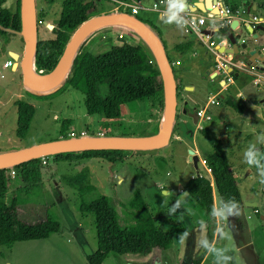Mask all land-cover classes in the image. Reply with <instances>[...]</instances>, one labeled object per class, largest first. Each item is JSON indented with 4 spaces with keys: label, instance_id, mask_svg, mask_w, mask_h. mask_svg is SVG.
Here are the masks:
<instances>
[{
    "label": "rangeland",
    "instance_id": "rangeland-1",
    "mask_svg": "<svg viewBox=\"0 0 264 264\" xmlns=\"http://www.w3.org/2000/svg\"><path fill=\"white\" fill-rule=\"evenodd\" d=\"M16 1L6 0L3 7L12 11ZM88 1H95L98 4V12L108 10L114 4L108 0H81ZM138 1L147 8L157 2ZM63 2L64 0H34L36 13L42 11V18L46 23L40 22L36 25L35 40L56 37L54 27ZM134 16L143 20L149 18L161 32V24L151 11H140ZM125 30L127 29L111 25L101 27L88 36L82 45L87 43V50L98 54L112 43V38L124 34ZM4 32L0 34V155L33 144L60 139V125L63 122H69L67 131L72 129L76 135L81 129L90 134L137 137L150 136L157 132L160 109L151 104V99L124 105L119 118L107 123L97 115L86 114L84 97L77 90L64 88L52 95L50 93L53 91L36 94L25 90L19 66L17 68L14 66L12 71L11 68L2 67L5 60L15 63L9 51L17 53L18 58H21L24 49L22 37L14 32ZM243 37L248 41L247 37ZM173 69L176 72V79L181 80V83L185 81L193 85L192 90L185 86L178 87L176 112L181 100L190 110L202 108L209 93L208 81L200 79L196 74L198 72L191 70L190 67L180 73V68L173 66ZM26 91L33 95L27 94ZM160 99L162 101V96ZM17 100L29 104L33 109L28 130L21 139L14 135L16 123L14 102ZM223 101L219 102V106H209L207 111L211 120L200 122L199 125L209 129L211 131L209 135L216 139L226 134L228 143L238 144L250 156L251 166L248 164L252 169L250 176L240 167L244 165L243 162L236 161L232 168L239 197L244 205L243 218L237 213L240 212L239 209H233L228 211L230 219L227 211L219 207V198L216 196L219 222L216 232L212 234L213 224L206 211L197 207L189 197L178 192L179 184L188 181L189 175L194 174L196 170L180 156H187V151L182 144L172 140L173 138L165 146L154 150H124L126 153L123 160L114 164L98 159L55 163L43 159L38 175L40 183L31 193L28 192L27 196L20 193L22 195L20 197H27V200L18 205L17 216L24 223H35L49 215L58 222V232L51 234L50 241L45 238L33 245L25 241L0 246V264H5V261L10 264H87L86 255L96 250L94 218L90 213L79 211L76 190L68 183L85 168L88 171L89 182L95 188L94 193L85 195L87 201H91L97 194L109 199L117 213L119 224L124 227L129 222L124 206L132 192L138 190L153 216L155 227L172 234V243L167 249H155L143 256L109 253L102 264H187L191 260H197L199 264H227L230 261L233 264H264L262 192L264 161L260 162V155L256 153L262 135L248 131L252 125L250 113L240 116L241 114L224 106ZM255 113L259 116L264 115V107L257 108ZM191 126L196 128L194 124ZM254 129L256 131L257 128ZM195 130L193 142L200 157L209 154L211 148L206 138L200 130L197 128ZM242 130L248 131L250 137L239 139V135L237 139L232 137ZM242 135L245 136L244 133ZM252 164L256 166L251 168ZM13 174L11 173L12 176ZM119 178L122 180L119 181ZM11 182L9 195L15 189L13 181ZM165 190L169 193H165ZM251 201L257 204L255 211L246 206L245 202ZM256 211L257 214L254 213ZM261 215L262 219L259 218ZM122 219L127 222H123Z\"/></svg>",
    "mask_w": 264,
    "mask_h": 264
},
{
    "label": "trees",
    "instance_id": "trees-1",
    "mask_svg": "<svg viewBox=\"0 0 264 264\" xmlns=\"http://www.w3.org/2000/svg\"><path fill=\"white\" fill-rule=\"evenodd\" d=\"M5 1L0 0V34L5 33L4 31L18 32L20 30L19 0L16 1L12 11L3 7ZM222 1L231 9L236 7L228 0ZM98 13V4L95 1L64 0L54 27L56 37L36 40L33 61L35 72H48L59 57L70 33L85 19ZM42 17V11H38L36 25L43 21ZM141 20L159 37L157 29L150 21ZM216 26L218 29L214 33V38L219 40L221 35L229 32V26L227 24ZM159 39L161 40L160 37ZM112 40V43H109L107 48L98 54L89 52L87 43L81 45L72 57L65 80L50 95L64 88L77 90L84 97L86 114L97 115L107 123L117 120L121 108L134 101L151 99V104L161 110V82L160 78L155 77V73L159 71L147 43L131 30H125L124 34L116 35ZM162 45L168 61L172 63L176 59L169 54L163 42ZM193 46L194 41L188 40L177 44L174 50L181 55L192 51ZM173 74L175 78L174 69ZM175 81L176 90H178L179 86L182 87V83L176 78ZM26 93L33 95L27 91ZM222 103L236 113H242L243 106L240 101L228 97ZM14 105L16 107L14 135L21 139L28 130L33 109L29 104L20 100L15 101ZM68 125L69 122L61 123V138H67ZM200 131L211 148L203 161L211 174L220 207L225 211L239 209L242 202L220 141L210 137L206 128ZM91 135H96V133H91ZM124 154L125 151L118 149H97L60 153L43 159L44 161L49 159L54 163L98 159L114 164L121 162ZM41 160L37 158L10 168L0 169V246H9L14 242L41 240L58 232V222L49 215L35 223H24L17 216L18 205L27 200V197H20L22 196L20 193L25 195L28 192L31 193L40 183L38 175ZM11 171L14 172L13 176ZM11 181L15 189L9 195ZM68 183L76 190L79 211L90 213L94 218L96 250L86 255L87 264H102L109 253L143 256L152 250H163L171 246L172 234L155 227L153 216L138 190L132 192L124 206L129 222L123 227L119 224L117 213L109 199L99 194L91 201L85 199V195L95 192L94 186L89 182L86 168L83 171L81 169ZM183 189L197 207L205 210L212 217L211 187L207 178L195 176L185 183ZM122 221L127 222L124 219ZM187 264H199V261L191 260ZM227 264H233V262L230 261Z\"/></svg>",
    "mask_w": 264,
    "mask_h": 264
},
{
    "label": "water",
    "instance_id": "water-1",
    "mask_svg": "<svg viewBox=\"0 0 264 264\" xmlns=\"http://www.w3.org/2000/svg\"><path fill=\"white\" fill-rule=\"evenodd\" d=\"M215 1V0H214ZM213 1V4H214ZM179 2L184 3L185 0H179L175 4L179 8ZM19 20L20 30L15 32L22 37L24 49L21 58L18 54L10 52V56L19 66L21 71L22 86L25 90L31 93H49L54 91L65 80L69 73L70 63L76 50L79 48L78 43L85 33L96 26H107L115 22H124L132 27L149 46L157 69L160 73V82L162 88V118L155 134L144 137L137 136H113V135H88L78 136L74 138H60L46 143H39L30 147L18 149L6 154L0 155V169L10 168L20 163L53 156L60 153H67L73 151L97 150V149H118V150H154L161 148L168 144L172 139V127L175 117L176 106V82L173 74V68L168 61L164 52L163 45L159 37L152 31V29L144 24V22L136 17L125 12H109L101 13L88 17L81 22L69 35L64 44L59 57L57 58L53 67L46 73L37 75L34 71V50H35V7L34 0H19ZM195 7L193 10H197ZM43 24H46L42 21ZM47 27H50L47 25ZM242 28L243 32L251 33L252 29L248 27ZM233 25L230 24L229 32L222 36L229 41V48H224L225 52L232 53L237 59L244 60V51L248 44L240 41L239 34H233ZM259 33L253 41V49L248 50V55H252L262 51L264 56V28L259 25ZM19 64L17 65V60ZM263 59V58H262ZM261 59V61H262ZM190 90V87H185ZM188 160L192 162L193 166L196 164V157L191 156L192 151L188 150ZM165 192V191H164Z\"/></svg>",
    "mask_w": 264,
    "mask_h": 264
},
{
    "label": "crops",
    "instance_id": "crops-1",
    "mask_svg": "<svg viewBox=\"0 0 264 264\" xmlns=\"http://www.w3.org/2000/svg\"><path fill=\"white\" fill-rule=\"evenodd\" d=\"M108 1H110L113 4V2L111 0H108ZM126 1H133V0H126ZM176 1H179V0H176ZM185 1L187 4L189 2H192L195 7H198V9L196 10L197 14L204 15V16H206V18H210V16H212L211 17L212 20H214L217 23L220 22L221 19L227 20L226 18H223L220 13L217 14V10L213 6L214 0H185ZM228 1L230 3L236 5L235 8H243V9H246L249 13H254L260 17H264V0H228ZM223 3H224V1H223ZM101 12L102 13H109V12H117V11H115L114 4H113V5H111V7L108 10H104V11L102 10ZM101 12H99V14H101ZM260 12H262V13H260ZM35 13H36V10H35ZM152 13H154V12H152ZM155 17H156L157 22H159L161 24V32H160V30H158L153 25L152 21L149 20V18H147L145 20L150 21L152 23V25L157 29L159 37L161 38L162 42L164 43L166 50L169 52V54L174 59H176L173 62L179 61V65L176 66L178 69L179 68L181 69L179 71V73L182 70L188 69V67H190L191 70L198 72L196 74L200 79H203V80L206 79V81H208V83L210 84L209 92L219 90L221 85H222V81L219 78V76L217 75V73L211 67L213 62H212V57L210 56V54L196 41V39L185 28H183L181 25L177 24L174 20H170V18H168V17L160 18L156 14H155ZM42 20H43V18H42ZM208 20L209 19H207V22L205 25L206 28L208 27V24H209ZM228 20H229V26H230V24L233 25V29L231 30L232 33L240 35L239 42L242 40L248 44V47L244 51V61L251 64V65L254 64V65L259 66V67H264V56H263L262 51L254 53L252 55H248V53H247L248 50L253 49L254 46H253V42H252L253 40L252 39H254V37L257 36V34L259 33V30L253 29L251 33H248V32L245 33L242 30H240L239 27L240 26L241 27H248L247 25H244L243 23L238 22L233 18H231V19L229 18ZM236 24H238L239 26L238 27L235 26ZM107 26H109V25H107ZM243 36L247 37L248 41L245 40ZM188 40L194 41V46H193L192 51H187V52L179 55L174 50V47L177 44L186 42ZM219 40L226 42V39L222 35L220 36ZM224 48L228 49L229 47H220L219 49L224 51L225 50ZM225 51H227V50H225ZM10 52L11 51H9V53ZM233 57L237 59V57L235 55H233ZM261 59H262V61H261ZM13 64H14L13 67H11V69H10L11 71L13 70L16 63H13ZM233 75L235 78L233 77ZM232 80H233V82L229 86L228 91L224 92V98L222 100H226V98H228V97L233 98L235 100H238V101H240V103L243 106V110H242V113L240 116L246 115L248 113H250L252 115V118L250 120L252 122V125L250 126L248 131L253 132V133L258 132L257 133L258 135H262V140H261L259 146L256 148V150H257L256 153H258L260 155L259 159H260V162H262V161H264V115H261V116L256 115L255 110H257V108H259V107H264V91L259 87L256 88V87L252 86L250 83L249 77L244 75V74L233 73L232 74ZM184 86L185 87L189 86L190 90H192V88H193L192 84H189L185 81L182 83V87H184ZM236 93H239L242 98L236 97V95H235ZM257 97H258V100H257ZM219 105L220 104H218L216 106H219ZM196 109H198V108H196ZM196 109L190 110L189 108H187L186 103H184L183 100H181L177 112H176V106H175V117H174L173 127H172V133H173V139L172 140L182 144L184 146L185 150L187 151V154H188V150H191L192 151L191 156L196 157V164H195V166H193L192 162H190L188 160L189 154L187 156L186 155L185 156L180 155L181 157H184L185 160L188 161L189 164L192 165L196 170L194 174L189 175L188 179H192V177H195L196 175H201V176H203L209 180L210 187H211L212 203H213L212 217L211 216H209V217L211 218V221L213 224V227H212L213 232L212 231L211 232H212V234H214L217 230L216 226L219 222V215H218L219 212H217L218 209L216 208V204H215L216 203L215 197L217 196V194L215 192V188L213 185L211 174H210L209 170L206 168L204 161H203L204 157L208 154L200 157L199 151L196 148L195 143L193 142V135L196 131L195 130L196 128L195 127L192 128L191 125H193V124L195 125V122H196V118L194 116V111ZM161 118H162V109L159 112L157 126H159V124L161 122ZM210 120H211V118H210ZM254 128H257L256 131H254L255 130ZM258 128H262V129H258ZM248 131L242 130L241 133L237 132V134H233L232 137L235 139L239 135L238 139L239 138H249L250 135L248 134ZM210 132L211 131L208 129V134H211ZM155 133H153V134H155ZM242 133H244L245 136H243ZM153 134H151V135H153ZM210 137H212V136H210ZM212 138H214V137H212ZM217 140L220 141L221 148L225 152V155L228 159V162L230 164V168H231L232 172H233L232 168L235 166L236 161H240V162L244 163V165H242L240 167L245 170L247 175L250 176L252 173V169H250V167L248 166V164L251 166V163L249 162L250 156H249V154H247L245 149H243L242 147H239L238 144L232 145L231 142L228 143L227 142L228 136L226 134H224L223 136H221L220 139H217ZM224 143L226 144V149L223 148ZM33 145H36V144H33ZM225 150H227V152ZM238 152H240V153H238ZM240 154H241V158H239ZM254 166H256V165L252 164L251 168H254ZM233 176H234V172H233ZM118 180L121 181L122 179L119 178ZM234 180H235V178H234ZM185 183L179 184L178 192L180 194H184L187 197H189L183 189V186L185 185ZM235 183H236V180H235ZM236 186H237V183H236ZM237 189H238V187H237ZM262 192H263V196H264V187L262 189ZM165 193H169L168 190H165ZM245 203H246L247 207L253 208L254 211L256 210V207H257L256 202L251 201V202H245ZM219 207H220V203H219ZM239 211L240 212H237L238 215L241 218H243L244 217L243 214L245 212L244 205H242L239 208ZM254 213L257 214L258 212L256 211ZM226 214L230 217V215L228 214V211L226 212ZM259 218L262 219L263 216L261 215ZM230 219H231V217H230ZM48 237L46 239H49V241H50L51 235H49ZM39 241L35 240V241H26V242L33 245L34 243H40ZM5 264H10V263L8 261H5Z\"/></svg>",
    "mask_w": 264,
    "mask_h": 264
},
{
    "label": "built area",
    "instance_id": "built-area-1",
    "mask_svg": "<svg viewBox=\"0 0 264 264\" xmlns=\"http://www.w3.org/2000/svg\"><path fill=\"white\" fill-rule=\"evenodd\" d=\"M114 3L115 11L125 12L129 15H136L140 11H151L154 12L160 18L168 17L170 18L173 13H176V18L172 19L177 24L185 28L196 41L210 54L212 57V69L217 73L222 81V85L217 91H210L206 96V102L202 108H199L195 112V116L199 122H204L210 120V115L208 113L209 106H216L224 98V92H227L229 86L232 84V74L241 73L249 77L250 83L256 88H261L264 91V67H259L254 64H249L244 60L236 59L229 52L220 50V47H229L230 43L228 40L226 42L217 40L214 38V33L217 31L218 26L227 24L229 26V18H233L244 25L250 26V28L258 29L259 25L264 28V17H260L257 14L249 13L243 8H233L226 6L222 0H215L213 6L217 10V14L220 13L223 18L220 22H215L206 16L197 14L196 10H193L195 6L192 2H189L183 10H179L178 7H172L176 0H157L153 3L151 7L147 8L141 5V3L136 1H126V0H111ZM209 19L208 27L206 28V22ZM235 26H239L236 24ZM175 65H179V61L174 62ZM13 62L11 60H6L2 63L3 68H11ZM156 78H160V73H155ZM236 97L242 98L239 93L235 94ZM243 100V99H242ZM198 129L201 128L197 124ZM68 138H74L78 136H88L91 135L87 133L86 130H79L78 135L74 134L72 129L69 130L67 134ZM98 135V134H97ZM99 135H102L99 133ZM44 158V157H43ZM42 159V163L44 162ZM209 170V169H208ZM10 173L13 174V171ZM197 177L201 175H196ZM193 178V177H192Z\"/></svg>",
    "mask_w": 264,
    "mask_h": 264
},
{
    "label": "bare ground",
    "instance_id": "bare-ground-1",
    "mask_svg": "<svg viewBox=\"0 0 264 264\" xmlns=\"http://www.w3.org/2000/svg\"><path fill=\"white\" fill-rule=\"evenodd\" d=\"M35 20H36V14H35ZM111 26H118V27H122V28H124V29H127V30H133L132 29V27H130L128 24H126V23H124V22H115V23H113V24H111ZM101 27H104L103 25H100V26H96V27H94V28H92L91 30H89L87 33H85L84 35H83V37L80 39V41H79V43H78V47H80L83 43H84V41L86 40V38L88 37V36H90L94 31H96V30H98L99 28H101ZM13 66V65H12ZM16 66V65H15ZM34 66V65H33ZM171 66H172V68H173V66H177V65H175L174 64V62H172L171 63ZM17 67V66H16ZM35 71V70H34ZM35 73H37V75H40V74H44V73H42V72H35ZM46 73V72H45ZM176 82V81H175ZM176 94H177V90H176ZM176 97H177V95H176ZM196 112V111H195ZM195 112H194V116H195ZM195 118H196V116H195ZM200 123V122H199ZM198 123V120H197V118H196V122H195V125H196V128H197V130H202L203 129V127L201 126V128L200 129H198V126H197V124H199ZM172 138H173V133H172ZM124 151V150H123ZM128 151V150H127ZM191 162V161H190Z\"/></svg>",
    "mask_w": 264,
    "mask_h": 264
},
{
    "label": "clouds",
    "instance_id": "clouds-1",
    "mask_svg": "<svg viewBox=\"0 0 264 264\" xmlns=\"http://www.w3.org/2000/svg\"><path fill=\"white\" fill-rule=\"evenodd\" d=\"M184 3L183 2H179V10H183L184 8ZM172 7H177L176 4H172ZM176 18V13H173L172 16L170 17V20L175 19Z\"/></svg>",
    "mask_w": 264,
    "mask_h": 264
}]
</instances>
